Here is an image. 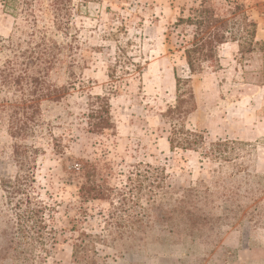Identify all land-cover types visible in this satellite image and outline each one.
Instances as JSON below:
<instances>
[{"label":"rangeland","instance_id":"obj_1","mask_svg":"<svg viewBox=\"0 0 264 264\" xmlns=\"http://www.w3.org/2000/svg\"><path fill=\"white\" fill-rule=\"evenodd\" d=\"M37 1L0 0V71L26 73L0 78V264H264V0ZM205 1L241 26L192 74L174 25ZM179 92L195 109L175 117ZM17 177L47 228L21 232Z\"/></svg>","mask_w":264,"mask_h":264},{"label":"trees","instance_id":"obj_2","mask_svg":"<svg viewBox=\"0 0 264 264\" xmlns=\"http://www.w3.org/2000/svg\"><path fill=\"white\" fill-rule=\"evenodd\" d=\"M38 2L37 0H4L5 8L12 13L18 14L22 13L28 18H31L34 13V6ZM53 9L56 13V17L61 18L67 15L65 13V9L67 7V3L71 2V0H53ZM237 16L234 14L232 18H226L217 13V10L213 4L208 5L207 1H205L201 6L192 8L190 10V14L187 18H180L175 23V28L178 29L180 27L187 28L191 30L190 37H184L182 41L183 45V56L187 62L188 68L192 74H196L203 70L204 64L209 63L217 59V52L219 46L225 44L230 40H236L238 32L237 28H240V22L236 20ZM246 26L251 27L247 36L241 39L245 40L246 43L251 41L253 43L255 39V35L257 32L256 25L251 22L246 24ZM25 74H18L14 69L10 72L0 71V78L4 81L7 79L14 80L18 85H23V80ZM188 82V80H182L181 78H177V90L180 91L182 83ZM179 92L177 104L174 108L169 110V115L171 116H186L191 113L194 107L191 109H186V105L188 101H186L183 96L180 95ZM100 100H104L105 105L95 110L92 113L91 118L93 120L94 129H109L112 127L111 125V116L110 109L107 100L104 98H99ZM192 99V97H191ZM191 103V102H190ZM22 118H15V122L27 124L26 121L22 122ZM83 169L80 170V174L84 172L85 176H89V173L86 172V167L88 166L85 162H83ZM28 179L25 178H16L15 180H8L4 182L5 190L8 192L9 196L17 197L16 199V217L18 220L19 227H21V232H24V229H29V226L34 224H40L41 229L47 228V224H45L46 212H51L53 209L46 205L43 206L41 203L34 204L31 200L30 194L28 192ZM85 187V192L83 195L91 196L93 199H104L105 195L102 193L100 187L97 186H89ZM21 196V197H19ZM15 200V199H14ZM43 224L45 226H43ZM27 231V230H26ZM53 231V230H52ZM51 234V231L49 232ZM53 238V237H52ZM85 240L75 242L73 244V251L75 255L78 254L79 251H83L86 248L84 246Z\"/></svg>","mask_w":264,"mask_h":264}]
</instances>
